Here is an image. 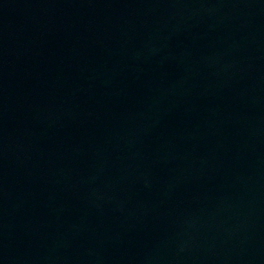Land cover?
<instances>
[{
    "label": "water",
    "instance_id": "water-1",
    "mask_svg": "<svg viewBox=\"0 0 264 264\" xmlns=\"http://www.w3.org/2000/svg\"><path fill=\"white\" fill-rule=\"evenodd\" d=\"M0 264H264V0H0Z\"/></svg>",
    "mask_w": 264,
    "mask_h": 264
}]
</instances>
